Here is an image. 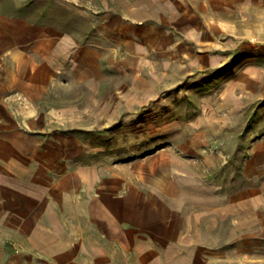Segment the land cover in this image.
<instances>
[{"label":"rangeland","instance_id":"obj_1","mask_svg":"<svg viewBox=\"0 0 264 264\" xmlns=\"http://www.w3.org/2000/svg\"><path fill=\"white\" fill-rule=\"evenodd\" d=\"M72 1L40 150L161 184L200 263L264 264V0Z\"/></svg>","mask_w":264,"mask_h":264},{"label":"crops","instance_id":"obj_2","mask_svg":"<svg viewBox=\"0 0 264 264\" xmlns=\"http://www.w3.org/2000/svg\"><path fill=\"white\" fill-rule=\"evenodd\" d=\"M87 13L72 0H0V264H205V238L184 229L161 184L126 168H60L40 150L41 112L69 109L47 103L68 93L51 79L74 41L72 17Z\"/></svg>","mask_w":264,"mask_h":264}]
</instances>
